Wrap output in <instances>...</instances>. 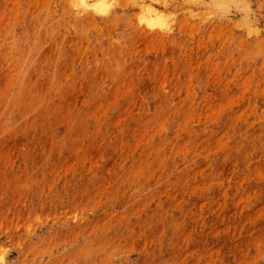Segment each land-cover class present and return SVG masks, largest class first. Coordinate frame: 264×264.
Segmentation results:
<instances>
[{"label": "rangeland", "instance_id": "374dc122", "mask_svg": "<svg viewBox=\"0 0 264 264\" xmlns=\"http://www.w3.org/2000/svg\"><path fill=\"white\" fill-rule=\"evenodd\" d=\"M0 0L2 264H264V0Z\"/></svg>", "mask_w": 264, "mask_h": 264}, {"label": "bare ground", "instance_id": "6f19581e", "mask_svg": "<svg viewBox=\"0 0 264 264\" xmlns=\"http://www.w3.org/2000/svg\"><path fill=\"white\" fill-rule=\"evenodd\" d=\"M79 2L81 3L82 6H87L88 1L86 0H79Z\"/></svg>", "mask_w": 264, "mask_h": 264}, {"label": "clouds", "instance_id": "9594fccd", "mask_svg": "<svg viewBox=\"0 0 264 264\" xmlns=\"http://www.w3.org/2000/svg\"><path fill=\"white\" fill-rule=\"evenodd\" d=\"M0 264H2V261H0Z\"/></svg>", "mask_w": 264, "mask_h": 264}]
</instances>
